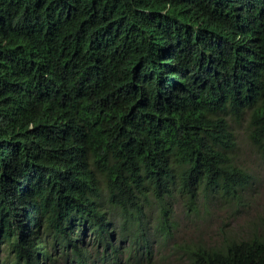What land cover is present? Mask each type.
Instances as JSON below:
<instances>
[{
    "label": "trees",
    "instance_id": "trees-1",
    "mask_svg": "<svg viewBox=\"0 0 264 264\" xmlns=\"http://www.w3.org/2000/svg\"><path fill=\"white\" fill-rule=\"evenodd\" d=\"M245 115L264 152V0H0V261L104 263L115 235L150 251L154 201L168 236L177 192L244 183ZM184 252L264 264V237Z\"/></svg>",
    "mask_w": 264,
    "mask_h": 264
},
{
    "label": "rangeland",
    "instance_id": "rangeland-1",
    "mask_svg": "<svg viewBox=\"0 0 264 264\" xmlns=\"http://www.w3.org/2000/svg\"><path fill=\"white\" fill-rule=\"evenodd\" d=\"M232 123L237 142L232 161L243 171L240 178H244V183L238 185L233 194L223 191L201 193L194 203L188 200L186 193L177 192L172 199V234L168 236L157 228L161 207L154 201L144 226L151 239L150 251L137 250L135 246L131 249L129 240L125 243L115 235L113 241L119 251L114 255L108 251L107 260L99 264H180L188 260L184 252L188 244L202 242L219 246L255 233L264 237V152L250 139L248 115ZM116 214L115 210L114 218ZM120 217L118 215L115 222L118 229ZM124 230L125 234H133L137 227H125ZM86 237H90L89 229ZM0 264H14L13 255L5 247Z\"/></svg>",
    "mask_w": 264,
    "mask_h": 264
}]
</instances>
